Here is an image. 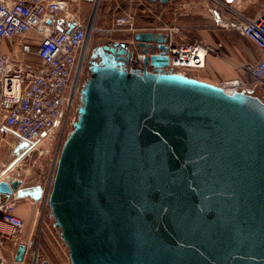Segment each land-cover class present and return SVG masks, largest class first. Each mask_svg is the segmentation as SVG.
Masks as SVG:
<instances>
[{"label": "water", "instance_id": "95a60500", "mask_svg": "<svg viewBox=\"0 0 264 264\" xmlns=\"http://www.w3.org/2000/svg\"><path fill=\"white\" fill-rule=\"evenodd\" d=\"M131 39L92 50L55 167L47 207L69 263L264 264V101L166 70L163 33ZM10 138L3 175L28 150ZM20 186L5 176L0 197L41 199Z\"/></svg>", "mask_w": 264, "mask_h": 264}, {"label": "built area", "instance_id": "2783aa9c", "mask_svg": "<svg viewBox=\"0 0 264 264\" xmlns=\"http://www.w3.org/2000/svg\"><path fill=\"white\" fill-rule=\"evenodd\" d=\"M82 1L90 5L94 12L101 2ZM237 1L203 0V3L206 8L213 6L227 14L228 18L218 23L220 28L237 32L263 52L258 61L244 64L240 71L245 79L251 80L264 91V13L257 18H250L236 8ZM75 2L77 0H0V41L18 39L21 51L28 55L32 46L23 40L32 38L38 59L37 65L13 61L0 47V137L10 136L27 143L26 155L40 145H46L44 143L50 147L55 143L52 172L63 142L73 130L75 103L80 99L83 63L88 40L93 33L90 23L77 20H72L71 29L61 26L62 30H57L58 22H63L62 17L69 5ZM128 24V19L115 21L116 26ZM160 33L167 35L166 70L189 76V72L200 71L205 67L209 47L199 41L177 42L172 39V34ZM143 58L144 55L136 54V67H141ZM217 86L229 94L242 91L252 95L255 89L246 86L240 78L222 81ZM13 166L4 175L0 173V181L5 176H12ZM49 186L50 181L41 186L43 193L39 202L44 207L47 206ZM22 199L12 193L0 204V239L10 238L16 245L24 228L23 220L15 214ZM0 264H8L1 255V248Z\"/></svg>", "mask_w": 264, "mask_h": 264}, {"label": "rangeland", "instance_id": "374dc122", "mask_svg": "<svg viewBox=\"0 0 264 264\" xmlns=\"http://www.w3.org/2000/svg\"><path fill=\"white\" fill-rule=\"evenodd\" d=\"M184 1L190 2L194 7L192 13L184 10L182 6ZM86 18L84 22L90 23L93 28V33L88 40V48L82 68V79L90 65V53L97 46L105 45L114 42L116 39L124 40L128 44L132 43L131 36L135 32H168L174 37H181V42L193 43L197 40L196 33L200 29L210 28L211 21L208 18V11L204 6L203 0H169L165 4L150 3L148 0H101L99 7L94 12L91 6L87 7ZM188 9V8H187ZM90 16V17H89ZM128 19V25L116 26L117 19ZM184 26H191L185 28ZM190 33V34H187ZM189 35V37L187 36ZM17 44L20 41L17 39ZM213 53V52H212ZM246 63L238 65V76L246 84L254 89L253 96L259 97L264 101V91L261 87L245 79L240 71V67ZM200 71H191L189 77H200ZM89 74L86 75L88 79ZM231 80V79H230ZM222 82L219 81L217 85ZM80 101L75 103L76 114L74 113L75 121L77 119L78 107ZM14 144L10 137H0V163H12L11 156L8 153V147ZM40 145L34 152L24 157L13 166L12 174L19 177L21 181V189L31 188L35 184H48L50 186L53 180L54 171L52 172V162L54 159L55 143L50 147L48 143ZM49 151L48 153L46 151ZM11 160V161H10ZM7 167V166H6ZM5 168L2 167L3 170ZM37 186V185H36ZM49 186V187H50ZM33 226L34 246L37 255V264L42 260L48 264H70L67 257V249L61 240L59 230L54 225V221L50 216L47 206L42 203L35 206ZM34 259V258H33Z\"/></svg>", "mask_w": 264, "mask_h": 264}, {"label": "crops", "instance_id": "0c3cea01", "mask_svg": "<svg viewBox=\"0 0 264 264\" xmlns=\"http://www.w3.org/2000/svg\"><path fill=\"white\" fill-rule=\"evenodd\" d=\"M182 6L184 10H189L192 13L194 7L190 2L184 1ZM237 7L246 16L250 18H257L264 13V0H238ZM90 6L82 0L69 5L67 12L63 15V22L59 21L58 24L63 26L64 29L69 28L72 20L84 22L87 13V7ZM188 8V9H187ZM206 8V7H205ZM208 11V18L211 21L210 28L200 29L195 37L206 47H209V52L205 56V69L200 74V77H192L210 84L217 85L219 81H226L238 76L237 67L242 63H255L258 61L263 52L258 49L250 40L240 36L237 32L230 29H223L218 26V23L228 18L227 14L216 7L210 6L206 8ZM90 17V16H89ZM185 28L191 26H184ZM134 33H136L134 31ZM133 33V34H134ZM160 33V32H156ZM190 34V33H187ZM189 37V35H187ZM175 41H181V37H173ZM23 41H28L32 46L30 54L25 55L17 44V39L13 41L2 40L0 47L4 53L13 61H22L27 65H37L38 59L35 55V42L32 38H25ZM114 42H125L121 39H116ZM213 52V53H212ZM13 177H16L12 174ZM19 179V177H16ZM35 184L32 187H35ZM41 186V185H40ZM6 199L0 197V204L4 203ZM39 201L35 202L31 198H24L18 204L15 214L23 220L24 228L19 235V244H14L13 241L8 239H0V248L2 257L11 264L16 249L20 244L26 245L28 248L25 253V259L21 264H32L33 257L35 256L33 226L35 220L32 221L35 206L39 205ZM39 256V253L37 254Z\"/></svg>", "mask_w": 264, "mask_h": 264}, {"label": "flooded vegetation", "instance_id": "af4514ba", "mask_svg": "<svg viewBox=\"0 0 264 264\" xmlns=\"http://www.w3.org/2000/svg\"><path fill=\"white\" fill-rule=\"evenodd\" d=\"M148 1H149L150 3H159V2L156 1V0H155V1L148 0ZM159 4H160V3H159ZM94 49H95V48H94ZM91 54H92V52L90 53V56H91ZM90 62H91V59H90ZM89 66H90V65H89ZM89 66H88V67H89ZM87 74H89L88 68H87V70H86V72H85V76L83 77V79H82V77H81L80 92H81V90H82L83 85L85 84V82H86V80H87V79H86V75H87ZM28 155H29V154H28ZM28 155L24 154L23 156L26 157V156H28ZM24 157H23V158H24Z\"/></svg>", "mask_w": 264, "mask_h": 264}, {"label": "bare ground", "instance_id": "6f19581e", "mask_svg": "<svg viewBox=\"0 0 264 264\" xmlns=\"http://www.w3.org/2000/svg\"><path fill=\"white\" fill-rule=\"evenodd\" d=\"M201 54H203V52H201ZM192 78V77H191Z\"/></svg>", "mask_w": 264, "mask_h": 264}]
</instances>
